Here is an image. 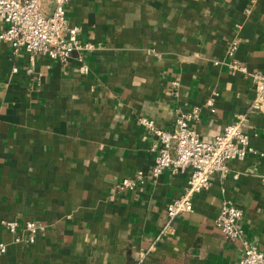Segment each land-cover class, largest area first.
<instances>
[{
    "label": "crops",
    "instance_id": "0c3cea01",
    "mask_svg": "<svg viewBox=\"0 0 264 264\" xmlns=\"http://www.w3.org/2000/svg\"><path fill=\"white\" fill-rule=\"evenodd\" d=\"M39 9L49 15L53 4ZM66 19L94 46L86 75L76 55L67 65L37 55L29 75L26 52L0 41V264H135L190 173L152 178L156 138L137 120L174 131L180 114L197 109L190 126L210 142L245 114L253 82L227 69L225 52L235 40L234 61L264 72V0H71ZM241 129L262 156L214 172L143 264H238L241 245L213 224L222 204L241 212L243 238L264 253V102ZM140 170L143 183L121 191ZM11 221L44 230L33 244L20 230L15 243L2 225Z\"/></svg>",
    "mask_w": 264,
    "mask_h": 264
},
{
    "label": "built area",
    "instance_id": "2783aa9c",
    "mask_svg": "<svg viewBox=\"0 0 264 264\" xmlns=\"http://www.w3.org/2000/svg\"><path fill=\"white\" fill-rule=\"evenodd\" d=\"M41 2L53 4L51 14L44 15L40 12ZM71 0H0V20L6 25L0 33V41L10 44L14 53L23 50L27 54L28 67L26 73H33L35 57L42 55L52 62L67 65L76 55L83 75L88 73V66L84 62V55L92 51L91 42L81 41L79 28L68 26L66 19V6ZM237 42L230 41L225 56L228 59L227 69L231 73H237L249 77L253 82V97L246 112L225 126L222 132L210 142L203 141L199 134L190 126L191 122L198 119L199 111L193 109L190 112L180 114L175 120L176 129L165 131L156 127L155 122L145 117H139V125L148 130L156 138V144L151 147L154 154L150 176L158 178L164 171L178 174L190 170L185 194L174 200L166 208L167 221L159 230L151 247L141 252L135 264H143L147 256L154 250L156 243L171 232L172 221L181 214L192 211L191 198L194 194L206 191L210 187V177L214 172L222 176L227 172L225 163L232 160H242L247 155H257L250 145L249 136L241 129L247 113L257 111L264 102V72L248 73L243 65L234 61ZM216 65L217 62H214ZM12 72H17L16 68ZM176 89L178 84L172 82ZM175 94H177L175 92ZM205 106L212 112L213 102L208 99ZM145 173L137 171L133 176L124 178L120 183L121 191H132L143 183ZM264 184V175L260 177ZM241 212L230 204H222L214 217V227L227 241H238L242 248V257L238 264H264V253L258 251L243 238L239 225ZM7 232L14 235V242L22 240L18 231L25 233V243L33 244L39 234L43 232V225L27 221L22 225L16 221L2 222ZM6 253V245L0 242V256Z\"/></svg>",
    "mask_w": 264,
    "mask_h": 264
}]
</instances>
